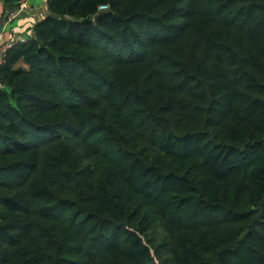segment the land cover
Here are the masks:
<instances>
[{
	"label": "trees",
	"instance_id": "trees-1",
	"mask_svg": "<svg viewBox=\"0 0 264 264\" xmlns=\"http://www.w3.org/2000/svg\"><path fill=\"white\" fill-rule=\"evenodd\" d=\"M45 6L0 66V264H264V0Z\"/></svg>",
	"mask_w": 264,
	"mask_h": 264
},
{
	"label": "crops",
	"instance_id": "crops-1",
	"mask_svg": "<svg viewBox=\"0 0 264 264\" xmlns=\"http://www.w3.org/2000/svg\"><path fill=\"white\" fill-rule=\"evenodd\" d=\"M5 5L0 0V46L30 38L34 24L46 15L45 0H18L8 8ZM10 11L15 17L8 20Z\"/></svg>",
	"mask_w": 264,
	"mask_h": 264
},
{
	"label": "built area",
	"instance_id": "built-area-1",
	"mask_svg": "<svg viewBox=\"0 0 264 264\" xmlns=\"http://www.w3.org/2000/svg\"><path fill=\"white\" fill-rule=\"evenodd\" d=\"M104 9H106V7L105 6H102V7H99V10H104ZM17 13V12H16ZM15 17V15H14V13H13V11H10L8 14H7V19L8 20H10V19H12V18H14ZM10 44H6V45H2V46H0V66H2V64H3V58H4V52H5V50H7L8 48H10Z\"/></svg>",
	"mask_w": 264,
	"mask_h": 264
}]
</instances>
